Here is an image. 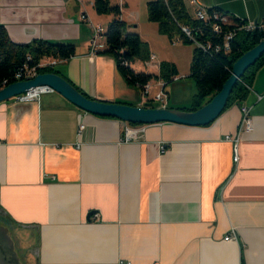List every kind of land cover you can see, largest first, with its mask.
<instances>
[{
	"label": "crops",
	"instance_id": "1",
	"mask_svg": "<svg viewBox=\"0 0 264 264\" xmlns=\"http://www.w3.org/2000/svg\"><path fill=\"white\" fill-rule=\"evenodd\" d=\"M195 1L230 22L264 23V0ZM116 3L126 21L127 5ZM82 15L107 29L99 22L104 17L78 0H0V24L12 43L74 46V56L55 68L90 99L143 107L165 93L155 108L190 107L197 94L189 77L193 45L187 68H179L182 51L169 60L177 70L170 94L157 79L144 96L126 83L113 57L90 55L92 30ZM134 31L154 59L131 69L158 76L167 60L157 44L167 46L168 38L157 25L149 34ZM178 43L176 36L170 41ZM249 88L204 127L131 126L87 114L57 93L0 103V221L26 234L37 264H264V65ZM241 106L250 109L253 130L241 135L234 164L224 137L236 135ZM232 234L235 241H223Z\"/></svg>",
	"mask_w": 264,
	"mask_h": 264
},
{
	"label": "trees",
	"instance_id": "2",
	"mask_svg": "<svg viewBox=\"0 0 264 264\" xmlns=\"http://www.w3.org/2000/svg\"><path fill=\"white\" fill-rule=\"evenodd\" d=\"M93 8L99 16H113L105 33V49L97 54L113 57L120 75L129 86L143 90L144 86L153 80L162 79L165 84H168L176 76L175 67H169L166 63H161L158 76L134 72L131 69V64L146 55L144 43L137 34L127 32L126 24L120 19L119 6L112 5L110 0H94ZM212 11L224 14L218 9H212L208 12L211 13ZM147 16L149 22L157 25L158 32L169 39L176 36L183 44L192 45L180 31L181 26H187L192 31L195 40L201 44H210V49L206 52L194 47L189 77L196 84L197 94L193 97L189 108L180 109L183 111H195L206 104L213 95L221 90L224 82L231 74L233 64L264 39L263 31L238 30L237 28L244 25L241 20H233L231 25H222L221 33L216 34L211 28V24L215 22L211 20L203 23L193 19L183 0L149 1L147 3ZM229 30H235V35L229 43V51L225 52L222 49L223 34ZM217 48L219 51L216 52L215 49ZM74 54L75 48L71 44L50 43L42 40H33L24 45L14 44L10 41L5 28L0 24V85L5 83L4 86H8L15 83V73L24 64L34 66L45 58L63 62L72 58ZM27 57H30V61H27ZM263 65L264 54L244 72L240 81L234 86L225 109L234 104H239L245 99L248 93L247 87L251 85L256 72ZM37 72L39 74L55 73L62 76L55 67L38 69ZM77 90L81 92L79 89ZM149 105L155 108L150 102L145 104V106Z\"/></svg>",
	"mask_w": 264,
	"mask_h": 264
},
{
	"label": "water",
	"instance_id": "3",
	"mask_svg": "<svg viewBox=\"0 0 264 264\" xmlns=\"http://www.w3.org/2000/svg\"><path fill=\"white\" fill-rule=\"evenodd\" d=\"M264 54V39L255 47L244 53L232 66L231 74L221 90L211 97L202 107L195 111H183L175 108L137 107L126 104L107 103L87 98L76 87L55 73L38 74L0 88V103L39 87H49L54 93L63 97L81 111L101 117L113 118L131 125H152L172 123L187 127H204L213 123L224 111L229 95L240 81L244 72ZM93 212L86 220L89 222ZM0 264H20L12 250L7 231L0 226Z\"/></svg>",
	"mask_w": 264,
	"mask_h": 264
},
{
	"label": "built area",
	"instance_id": "4",
	"mask_svg": "<svg viewBox=\"0 0 264 264\" xmlns=\"http://www.w3.org/2000/svg\"><path fill=\"white\" fill-rule=\"evenodd\" d=\"M81 4H90L93 6V1L92 0H78ZM188 4L190 6L194 7L193 10V19L197 20V21H201L203 23H207L211 20H213L215 23L211 24V28L212 31L216 34H220L221 33V27L222 25H231L232 23L228 20L227 16L225 14H220L217 13L216 11H212L211 13H209L208 11L212 10V9H204V8H200L195 0H188ZM81 19L86 22L87 26L92 30V38L90 41V55H96L97 53L103 51L105 49V42H103L105 40V33L106 30L103 29L101 26H95L93 25L86 17L85 15L81 16ZM242 23H244V25L240 26L239 28H237L238 30H244L247 32H251V31H263L264 32V23L263 24H257V23H251V22H247L245 23L244 21H242ZM180 31L183 35V37L185 39H187L188 41H190L192 43V45L195 48L201 49L202 51H207L210 49V44H201L200 42H198L197 40H195L194 36L192 35V31L190 30L189 27L187 26H181L180 27ZM235 35V30H229L227 32H225L223 34V43H222V49L225 52H228L230 49V41L233 39ZM215 51H219V49H215ZM150 61H152L154 59L153 56L149 57ZM27 61H30V57H27ZM57 64V61L54 59H50V58H45L43 60H41L38 64L34 65V66H29L28 64H24L21 68H19L14 76V79L16 80V82L18 81H23L26 79H32L35 76H37L39 73L37 72L38 69H43V68H53L55 67ZM5 83H2L0 85V88L5 87L4 86ZM149 84H146L143 88L142 93L144 96L148 95V91H149ZM247 89H250L249 87H247ZM54 93V91L49 88V87H39L36 89H32L28 92H26L25 94L19 95L14 97L13 99L15 100L16 103L18 104H25V103H29V102H33V101H37L39 99V97L43 94H52ZM165 98V97H164ZM259 98V97H258ZM155 100L159 101V103L163 104V94H159L155 97ZM163 108H165V105H162ZM240 112H241V121L238 127V131L236 133L235 136H225L224 137V141L228 142L232 145V152H233V163L237 164L239 161V150H238V146H239V142L241 139V135L243 133H249L253 130V122L252 119L250 117V109L244 106L240 107ZM84 129V125L81 124L79 125L78 129H77V136L79 137L81 135V132ZM130 131L127 129V132ZM131 133L133 131H130ZM130 133H127V136ZM160 150V154H164L166 149L164 146H160L159 148ZM235 235L232 234L231 236H227L223 239V241L225 242H229V241H235ZM117 264H131L128 261H123V260H118Z\"/></svg>",
	"mask_w": 264,
	"mask_h": 264
},
{
	"label": "rangeland",
	"instance_id": "5",
	"mask_svg": "<svg viewBox=\"0 0 264 264\" xmlns=\"http://www.w3.org/2000/svg\"><path fill=\"white\" fill-rule=\"evenodd\" d=\"M120 1H121V5L123 4V8H125L124 5H127L126 8H128L127 10L124 11V15H123V17L126 20L123 22L126 24V30L127 31L132 30V33L136 34V32L134 30H137V31H141L142 33L145 32L146 34H149L150 31L154 27H156L155 24L149 23L147 21V18H148V16H147V3L149 1H152V0H149V1L148 0H112L111 4L113 5L116 2L119 3ZM121 9H122V6H121ZM102 16L104 18H100L101 20H99V22L104 28H107L108 24L111 21L108 20L109 18H107L106 16H108L112 19H113V16H111V15H102ZM136 25H138L137 29L134 28V26H136ZM173 38L167 39V46H165V47L160 48V47H158V44H157V51H158L159 55H162L164 58H166L165 60H167L166 62H162V63H166L167 65H169V67L174 66L173 62L169 61V60H171L170 58H172V55L174 53H176L177 51L178 52L182 51L183 57L180 58L178 62H179V66H180L179 68L185 69V68H187V65L189 64L188 62H190L189 61L190 60V54L192 52L193 47H192V45H185L183 43L182 44L178 43V44H176L175 47H173L170 44V41H172ZM142 42L145 45L146 55L142 59H138L135 62L136 63L139 62L140 67H145L150 63L149 57H150L151 51L149 49V45L147 43H145L144 41H142ZM153 46H155L154 43H153ZM156 56H158V55L156 54ZM157 58H159V57H157ZM155 63L156 62H153L151 65L155 66L156 65ZM170 84L171 83L166 84L165 92H167L168 94H170ZM194 85L196 86L195 82H194ZM153 92H154V89H152V93ZM152 93L150 91L149 97L152 96ZM186 93H188V92H183L182 94H186ZM175 94H181V91H177V92H175ZM151 100H152L151 104H153L154 106H158L160 104L159 101L155 100V97H153ZM1 219L2 218L0 216V220ZM0 226H2L7 231L9 239H10V243L12 246V250L14 253V257L17 258L19 263L20 264H37L36 259L31 254L32 251H31V248L29 247L30 243L27 239L26 234H24L21 231L12 230L11 228L6 227V224L4 222H1V221H0Z\"/></svg>",
	"mask_w": 264,
	"mask_h": 264
}]
</instances>
